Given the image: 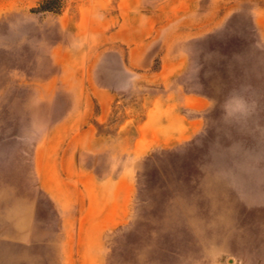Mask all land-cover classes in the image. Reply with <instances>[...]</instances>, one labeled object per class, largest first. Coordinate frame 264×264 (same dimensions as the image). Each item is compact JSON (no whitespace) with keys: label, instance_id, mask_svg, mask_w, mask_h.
I'll list each match as a JSON object with an SVG mask.
<instances>
[{"label":"rangeland","instance_id":"374dc122","mask_svg":"<svg viewBox=\"0 0 264 264\" xmlns=\"http://www.w3.org/2000/svg\"><path fill=\"white\" fill-rule=\"evenodd\" d=\"M42 1L0 0V264H264L259 0L223 8L221 25L187 42L188 89L208 100L203 127L174 149L146 152L128 223L97 248L73 245L41 188V128L65 109L61 80L74 64L108 85L127 74L119 48L90 32L89 0H61L58 13L40 11ZM155 2L138 7L151 13Z\"/></svg>","mask_w":264,"mask_h":264},{"label":"crops","instance_id":"0c3cea01","mask_svg":"<svg viewBox=\"0 0 264 264\" xmlns=\"http://www.w3.org/2000/svg\"><path fill=\"white\" fill-rule=\"evenodd\" d=\"M240 1L156 0L148 13L139 0H89V30L101 45L119 48L127 78L123 86L108 85L74 64L71 79L61 80L65 109L41 128V188L73 245L100 247L106 233L128 223L146 152L174 149L203 127L208 100L188 89L186 44L221 25L223 8ZM252 7L255 26L264 28V0ZM119 104L133 110L116 111Z\"/></svg>","mask_w":264,"mask_h":264},{"label":"trees","instance_id":"16d2710c","mask_svg":"<svg viewBox=\"0 0 264 264\" xmlns=\"http://www.w3.org/2000/svg\"><path fill=\"white\" fill-rule=\"evenodd\" d=\"M61 0H43L39 7L42 12L58 13L61 7Z\"/></svg>","mask_w":264,"mask_h":264}]
</instances>
